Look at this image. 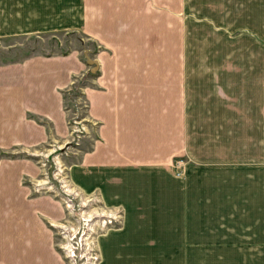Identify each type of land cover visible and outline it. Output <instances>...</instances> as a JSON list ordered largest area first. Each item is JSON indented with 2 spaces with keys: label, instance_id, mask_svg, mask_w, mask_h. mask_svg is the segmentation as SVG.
I'll return each mask as SVG.
<instances>
[{
  "label": "crops",
  "instance_id": "1",
  "mask_svg": "<svg viewBox=\"0 0 264 264\" xmlns=\"http://www.w3.org/2000/svg\"><path fill=\"white\" fill-rule=\"evenodd\" d=\"M232 2L242 8L225 13L217 1L197 8L185 0H0V40L75 31L93 45L1 64L0 129L10 130L11 145L43 140L47 127L62 136L63 92L74 79L82 82L78 99L90 139L80 141L68 177L84 195L123 212L121 227L99 241L102 258L116 249L111 243L118 251L99 264H264V57L262 44L245 37L259 28L242 31L245 9H255ZM85 55L96 62L93 74ZM11 170L15 162L0 161L4 183ZM215 170L251 178L244 193L252 200H204L222 189L195 186L192 178H214ZM14 187L18 200L36 207L20 173ZM31 212L29 222L14 216L17 234L3 237L12 243L6 257L19 264L45 257L40 248L52 257L51 235Z\"/></svg>",
  "mask_w": 264,
  "mask_h": 264
},
{
  "label": "rangeland",
  "instance_id": "2",
  "mask_svg": "<svg viewBox=\"0 0 264 264\" xmlns=\"http://www.w3.org/2000/svg\"><path fill=\"white\" fill-rule=\"evenodd\" d=\"M194 2L197 8H203L204 3L208 4L217 1L219 9L224 12H234L235 4L242 8L239 3H233L232 0H185ZM250 9H255V14H251L245 9L243 20L245 34H248V24L250 28L258 29L260 34H250L252 39L261 43V57H264V0H244ZM257 10V11H256ZM258 11L260 15L257 16ZM228 17V16H225ZM249 17L254 20L251 22ZM259 25V26H258ZM260 37V38H259ZM88 44V45H87ZM92 46V43L84 41L81 35L75 31L69 33H53L52 35H37L29 37H15L0 40V65L16 62L23 57L33 54H56L66 52H76L82 47ZM82 52H80L81 54ZM69 91H64L62 97V110L65 117V128L62 136H53L50 129L46 128L47 136L43 140L30 139L31 142H24L21 139L20 145H11L15 143L8 137L7 128L0 129V161H12L17 166V171L10 177L5 176V183L0 178V211L6 207L7 211L0 212V246H3L4 253H0V264H19L18 259L6 257L12 248V243L6 242L13 237L9 233L17 234L15 221L21 216L22 221L29 222L30 212H35L37 216L43 219L48 233L51 235L52 257L47 255V248L42 250L43 258H29L26 264H99L101 261L111 260L118 250L116 242L111 243V248L116 249L106 251V257L102 258L100 248V238L106 232L121 227L122 209L120 207H105L100 202L97 194L84 195L81 193L68 177V168L75 161L77 148L83 136H87L91 124L86 118L83 103L78 99V86L82 82L75 79L71 84ZM64 98V101H63ZM30 114L27 118H30ZM39 121V120H38ZM41 124V121H39ZM88 137V136H87ZM87 142L90 137L86 138ZM32 169L31 176L28 169ZM216 171L214 178H205L204 175L192 178V184L200 187H216L222 189L219 193L214 192L209 197L204 196V200L212 201H251V193H244L247 186H251V178H239L236 171L225 170ZM2 172V171H0ZM20 173V184L24 188L26 198H35L36 207L28 205L27 201L18 200V190L14 185ZM13 174V176H12ZM226 175V176H225ZM1 176V175H0ZM227 177V178H226ZM17 178V179H16ZM14 183V185H13ZM7 197H3V194ZM22 197V196H21ZM9 207V208H8ZM15 209V213L11 212ZM24 209V210H23ZM17 212V213H16ZM31 212V213H32ZM45 213L49 221L41 217ZM14 216L17 217L14 220ZM6 229H3V223L9 221ZM14 231H13V230ZM3 238V237H5ZM120 241L123 238H119ZM3 242L7 245H3ZM49 249V248H48Z\"/></svg>",
  "mask_w": 264,
  "mask_h": 264
},
{
  "label": "water",
  "instance_id": "3",
  "mask_svg": "<svg viewBox=\"0 0 264 264\" xmlns=\"http://www.w3.org/2000/svg\"><path fill=\"white\" fill-rule=\"evenodd\" d=\"M85 64L89 67V73L93 74L97 70L96 62L85 55Z\"/></svg>",
  "mask_w": 264,
  "mask_h": 264
},
{
  "label": "trees",
  "instance_id": "4",
  "mask_svg": "<svg viewBox=\"0 0 264 264\" xmlns=\"http://www.w3.org/2000/svg\"><path fill=\"white\" fill-rule=\"evenodd\" d=\"M70 89H71V87H70ZM37 123H39V121H37Z\"/></svg>",
  "mask_w": 264,
  "mask_h": 264
}]
</instances>
